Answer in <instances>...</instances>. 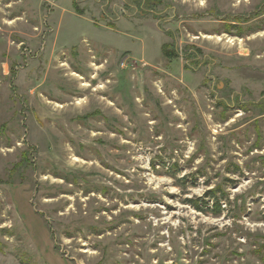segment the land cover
<instances>
[{"label": "rangeland", "instance_id": "1", "mask_svg": "<svg viewBox=\"0 0 264 264\" xmlns=\"http://www.w3.org/2000/svg\"><path fill=\"white\" fill-rule=\"evenodd\" d=\"M42 240L264 264V0H0V264Z\"/></svg>", "mask_w": 264, "mask_h": 264}, {"label": "trees", "instance_id": "2", "mask_svg": "<svg viewBox=\"0 0 264 264\" xmlns=\"http://www.w3.org/2000/svg\"><path fill=\"white\" fill-rule=\"evenodd\" d=\"M161 51H162V54L169 59H172L174 57L177 56V51L176 49L173 48V45H169V44H163L162 45V48H161ZM215 193L216 191L215 190H211L209 192L206 193V196H212L214 198L215 196ZM219 198V197H218ZM222 198V197H221ZM199 201H203V200H200ZM205 202V200L203 201ZM214 206H215V210H213V214L214 215H219L220 214V205H219V200L218 199H215L214 201ZM195 207L198 208V209H201L199 206L196 205L195 203Z\"/></svg>", "mask_w": 264, "mask_h": 264}, {"label": "crops", "instance_id": "3", "mask_svg": "<svg viewBox=\"0 0 264 264\" xmlns=\"http://www.w3.org/2000/svg\"><path fill=\"white\" fill-rule=\"evenodd\" d=\"M62 13H63V9H62ZM60 16V15H59ZM88 36H85V35H83V36H81V39L80 40H82V39H86ZM89 39L90 38H92V37H88ZM87 38V39H88ZM76 42V41H75ZM33 229V228H32ZM33 232H32V235H34V237L35 236H39L40 235V233H39V231L38 230H32ZM40 244H42L43 246H44V253H43V257H44V259L47 261V263L48 264H60V262H58V257L56 256V253L52 250V248H51V250H50V248H48L45 244H44V240H42L41 242H40ZM61 264H62V262H61ZM63 264H69V263H66V262H64L63 261Z\"/></svg>", "mask_w": 264, "mask_h": 264}, {"label": "bare ground", "instance_id": "4", "mask_svg": "<svg viewBox=\"0 0 264 264\" xmlns=\"http://www.w3.org/2000/svg\"><path fill=\"white\" fill-rule=\"evenodd\" d=\"M228 40H229V42L231 41V39H230V38H228Z\"/></svg>", "mask_w": 264, "mask_h": 264}]
</instances>
